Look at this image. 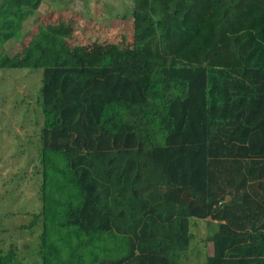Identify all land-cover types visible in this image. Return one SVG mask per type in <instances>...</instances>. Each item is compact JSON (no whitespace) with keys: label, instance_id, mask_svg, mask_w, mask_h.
I'll return each instance as SVG.
<instances>
[{"label":"trees","instance_id":"trees-1","mask_svg":"<svg viewBox=\"0 0 264 264\" xmlns=\"http://www.w3.org/2000/svg\"><path fill=\"white\" fill-rule=\"evenodd\" d=\"M42 1L0 0V47ZM131 2L120 54L70 52L45 29L28 52L42 208L22 228L41 220L37 264H181L197 233L205 264H264V0ZM16 245L0 264H25Z\"/></svg>","mask_w":264,"mask_h":264},{"label":"rangeland","instance_id":"rangeland-1","mask_svg":"<svg viewBox=\"0 0 264 264\" xmlns=\"http://www.w3.org/2000/svg\"><path fill=\"white\" fill-rule=\"evenodd\" d=\"M55 1L43 0L35 12L23 10L27 18L21 34L0 47V54L6 56L23 51L22 66L0 67V248L17 244L25 264L40 260L42 233L41 220L34 228H22L42 208L39 129L43 116L38 101L42 69L27 65L28 52L43 39L44 29L60 31L70 52L84 54L96 45H108L117 55L133 44L131 0ZM123 14L126 17H119ZM204 237L197 233L181 264H205Z\"/></svg>","mask_w":264,"mask_h":264},{"label":"crops","instance_id":"crops-1","mask_svg":"<svg viewBox=\"0 0 264 264\" xmlns=\"http://www.w3.org/2000/svg\"><path fill=\"white\" fill-rule=\"evenodd\" d=\"M208 250H209V255L213 254V244L209 243L208 244Z\"/></svg>","mask_w":264,"mask_h":264}]
</instances>
